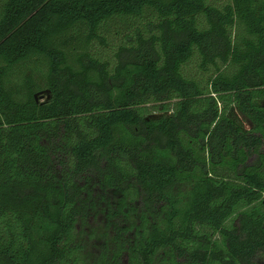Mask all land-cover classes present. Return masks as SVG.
I'll return each instance as SVG.
<instances>
[{
    "label": "trees",
    "instance_id": "trees-1",
    "mask_svg": "<svg viewBox=\"0 0 264 264\" xmlns=\"http://www.w3.org/2000/svg\"><path fill=\"white\" fill-rule=\"evenodd\" d=\"M0 225V264H259L264 0H0Z\"/></svg>",
    "mask_w": 264,
    "mask_h": 264
},
{
    "label": "rangeland",
    "instance_id": "rangeland-1",
    "mask_svg": "<svg viewBox=\"0 0 264 264\" xmlns=\"http://www.w3.org/2000/svg\"><path fill=\"white\" fill-rule=\"evenodd\" d=\"M115 38L111 37L110 41H109V46L107 47H101L100 45H97L95 47V50L100 52L105 58L106 57H110L112 58L113 56V47L116 45V38H121L122 35H118V32H115ZM118 35V36H117ZM39 67H36V70H38ZM193 71H195V65H193ZM28 78L33 79V76H25L23 73L21 74V82H20V87L21 89L24 88V91H29V87L30 84L32 83H28L29 81H27ZM34 81V79H33ZM28 86H27V85ZM47 90L41 91L44 93V97L41 96V92L38 93V99L39 101H45L48 94H50L49 92H46ZM166 108L168 110H175V101L173 102H168L166 104ZM165 110V109H164ZM140 111L142 114L144 115H149V114H154V113H160L163 111V108L160 104H150V105H146L140 108ZM247 123V122H246ZM248 125V124H247ZM68 144L71 147V145L76 144L79 141V137L75 134H68ZM73 162L69 159L68 156V169H72L73 166ZM231 165L229 163L226 164V167L220 168L219 169V174L224 175V176H230V172H231ZM122 168L124 170H126L125 174L128 177L133 176L134 174V170L131 167V165L129 163H123L122 164ZM128 181V188H127V196L130 199H134L136 201H140L141 200V196L138 195L137 191L133 188V185ZM250 210V209H247ZM236 217V216H234ZM232 225H235V220L232 219L231 220ZM94 224L92 226V228H95ZM199 229L202 230L205 228H201V226ZM1 230H5V228L3 226L0 225V235H1ZM2 236V235H1ZM99 239L98 235L96 236V238H90L89 236L86 235H82L78 232H76L74 234V238L72 239L70 245L71 248L73 249V253L71 252V254L69 255L67 260H63L57 264H88L89 262H91L92 260L95 259V257L97 256L99 249H100V245L99 242H97ZM126 260L128 261V264H130V258L129 256H125V262ZM169 262L171 263H175V264H189L181 259H175L172 258V254H171V250L170 248H165L164 250L159 251L158 253V259H157V264H168ZM109 263H113L111 262V260L109 261ZM259 264H264V257L260 258L258 261ZM127 264V263H126Z\"/></svg>",
    "mask_w": 264,
    "mask_h": 264
},
{
    "label": "water",
    "instance_id": "water-1",
    "mask_svg": "<svg viewBox=\"0 0 264 264\" xmlns=\"http://www.w3.org/2000/svg\"><path fill=\"white\" fill-rule=\"evenodd\" d=\"M46 92H48V91H46ZM41 96L44 97V93L43 92H41ZM48 97H50V95H48ZM36 98H38V94H36Z\"/></svg>",
    "mask_w": 264,
    "mask_h": 264
}]
</instances>
